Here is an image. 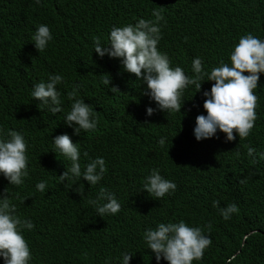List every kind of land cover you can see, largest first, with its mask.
Here are the masks:
<instances>
[{
	"label": "trees",
	"instance_id": "obj_1",
	"mask_svg": "<svg viewBox=\"0 0 264 264\" xmlns=\"http://www.w3.org/2000/svg\"><path fill=\"white\" fill-rule=\"evenodd\" d=\"M154 11L163 19L157 22ZM140 19L157 23L158 51L189 78L196 75L192 61L197 57L210 74L221 61L231 65L242 36L264 41V0H0V139H9V131L24 137L28 172L18 186L0 173V198L7 195L16 215L34 225L21 230L29 264H123L124 254L133 255L129 264H168L163 257L157 262L142 238L146 227L168 219L201 228L210 238L203 258L192 264H264V73L254 90L257 119L250 135L226 141L217 130L197 141L196 117L207 115L203 92L214 81L205 75L198 92L188 85L181 113L164 112L143 95L146 85L123 70L119 59L94 51L95 37L108 46L113 27L135 26ZM41 24L53 39L38 52L32 37ZM105 73L111 76L109 86L102 83ZM50 75L63 77L56 86L62 112L55 115L32 96L34 86L47 83ZM76 84L77 98L90 104L97 120L94 131L79 135L64 122L74 103L68 93ZM149 107L155 109L151 116ZM62 134L76 143L82 173L92 160H105L107 170L96 185L70 172L59 180L71 168L53 141ZM153 169L177 185L175 192L157 199L144 191ZM42 181L46 192L36 188ZM101 189L114 194L118 214L97 215L96 208L107 201H89L97 200ZM132 194V205L149 211L150 219L125 228L117 219H125L122 211ZM229 204L238 212L225 220L221 209Z\"/></svg>",
	"mask_w": 264,
	"mask_h": 264
},
{
	"label": "clouds",
	"instance_id": "obj_2",
	"mask_svg": "<svg viewBox=\"0 0 264 264\" xmlns=\"http://www.w3.org/2000/svg\"><path fill=\"white\" fill-rule=\"evenodd\" d=\"M36 4L40 0H35ZM153 15L156 21L163 19L158 11ZM53 39L47 25L41 24L32 37L33 44L38 52L44 51L49 41ZM161 39L160 28L157 23L140 19L138 23L124 27H113L110 32L108 46L101 44L100 38H94V51L103 58L119 59L123 70L134 74L136 80H142L146 88L143 95L155 101L161 111L180 112L182 107V93L188 85H195L196 92L201 90V83L207 75L208 81H214L210 91L203 92L206 97L203 103L207 115L196 117V126L193 130L197 141L212 138L217 130L225 134L226 141L247 138L257 119L258 97L254 90L258 87L259 75L264 73V41L251 34L242 36L230 56L231 65L223 63L214 68L210 74L203 71L202 61L199 57L192 61V70L196 74L189 78L180 67H170V62L165 54L158 51L157 45ZM244 73H248L245 75ZM102 83L109 86L111 76L105 73ZM63 80L61 75H50L48 82H39L34 86L32 96L44 106H50L49 111L55 115L62 112L60 92L57 85ZM79 84L73 86L68 93V99L74 100L71 111L64 120L68 127L73 128L74 134L79 135L81 130L94 131L97 120L92 118L93 108L78 97ZM111 91H119L112 86ZM155 109L149 107L146 114L151 116ZM181 113V112H180ZM234 133L236 135H234ZM9 139H0V173L11 185H21L22 177L28 175L26 142L24 137L16 132L7 133ZM54 144L60 152L71 160V168L65 170L58 178L64 182L69 177V172L75 178H83L89 185H96L106 172L105 160L96 158L87 163L81 172L80 152L76 143L67 134L54 138ZM160 145L165 139L161 138ZM254 149L249 148L248 154L252 155ZM87 156V153H84ZM245 181H241L244 183ZM40 192H46V183L36 185ZM177 185L164 179L158 169H153L144 185V191L155 198H163L166 194L175 192ZM6 193V191H5ZM99 200L106 203L96 208L97 215L118 214L121 205L114 194L106 189H101L97 200L89 201L97 205ZM133 194L128 196V202L117 219L119 226L130 227L132 224H144L150 219L149 211L143 207L132 205ZM214 207L219 206V201L213 202ZM238 212L236 204H229L221 209L222 217L227 220L233 213ZM121 213V214H122ZM164 222V223H161ZM134 226V225H132ZM34 227L30 220L21 219L16 215V205L11 204L7 195L0 198V257L4 264H29L31 252L22 235V229L31 230ZM209 230L211 225H208ZM142 238L146 241L157 262L163 257L168 264H192L194 260H201L206 248L211 245V240L203 234L198 227H190L185 222H173L168 219L156 222L144 229ZM243 240V245L245 244ZM239 253V251L237 252ZM132 254L123 255V264H129Z\"/></svg>",
	"mask_w": 264,
	"mask_h": 264
}]
</instances>
